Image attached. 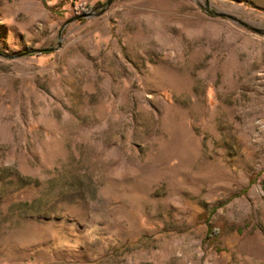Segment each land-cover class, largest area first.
I'll return each mask as SVG.
<instances>
[{"label": "rangeland", "instance_id": "rangeland-1", "mask_svg": "<svg viewBox=\"0 0 264 264\" xmlns=\"http://www.w3.org/2000/svg\"><path fill=\"white\" fill-rule=\"evenodd\" d=\"M0 264H264V0H0Z\"/></svg>", "mask_w": 264, "mask_h": 264}, {"label": "trees", "instance_id": "trees-1", "mask_svg": "<svg viewBox=\"0 0 264 264\" xmlns=\"http://www.w3.org/2000/svg\"><path fill=\"white\" fill-rule=\"evenodd\" d=\"M83 11H84V13H87L88 9H86V10H83ZM88 13H89V12H88ZM88 13H87V14H88Z\"/></svg>", "mask_w": 264, "mask_h": 264}]
</instances>
